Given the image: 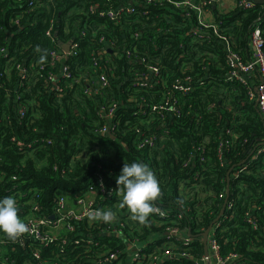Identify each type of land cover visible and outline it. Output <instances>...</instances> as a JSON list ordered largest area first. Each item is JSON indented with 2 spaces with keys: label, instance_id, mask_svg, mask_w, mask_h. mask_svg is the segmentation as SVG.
Here are the masks:
<instances>
[{
  "label": "trees",
  "instance_id": "1",
  "mask_svg": "<svg viewBox=\"0 0 264 264\" xmlns=\"http://www.w3.org/2000/svg\"><path fill=\"white\" fill-rule=\"evenodd\" d=\"M94 2L105 3L60 0L45 4L29 16L26 13L19 27L14 21L22 16L27 0H0V198L15 197L26 222L31 213L48 218L55 212L60 194L81 196L102 176L116 189L105 202L101 200V206L118 212L117 225L124 223L125 234L140 240L149 253L161 242L164 226L152 222L155 213L147 223L133 220L130 211L121 206L122 188L117 184L126 162L142 161L160 183L161 194L154 207L169 211L171 218L181 216L179 226L195 236L187 247L191 255L197 259L205 254L199 236L220 225L216 240L223 257L236 253L235 264H264V153L253 160L264 144V122L256 101L248 96L247 85L226 80L231 69L221 39L212 29L202 31L203 38H199L194 33L197 17L193 12L188 17L186 11L166 1L117 0L116 5L135 10L124 14L120 24L97 14L87 15ZM211 10L219 32L231 35L236 41L234 50L249 60L251 34L257 20L264 21V5L224 13ZM51 19L55 21V42L45 34ZM261 28L264 38V24ZM101 37L115 52L99 56L106 45ZM71 40L79 48L66 64L80 81L63 82L64 92L59 96L46 81L50 72L60 73L59 66L54 70L46 64L39 72L31 63L46 62L53 48ZM124 50L135 56L128 58ZM211 54L219 60L207 71L204 65ZM95 61L110 84L103 96L90 97L84 93L86 79L97 86L101 73L93 65ZM16 62L29 67L28 79L21 81ZM151 65L167 77L164 84L146 80ZM187 75L193 77V90L182 94L174 84ZM173 101L177 112L168 117L165 126L156 119L143 124L147 104ZM108 104L116 106L113 120L119 126L115 138L95 132L107 123L99 118L98 110ZM20 108L27 109L24 117L19 115ZM150 136L156 138L155 146L139 148ZM18 142L34 144L22 150ZM230 202L235 205L228 209ZM32 203L39 210H31ZM92 233L101 245L124 250L118 251V259L111 264H128L125 237L101 235L95 229ZM80 236L79 231L64 232L45 245L31 240L28 232L15 242L0 232V256L7 264H95L106 248L78 246L73 239ZM67 237L64 244L62 239ZM34 249L39 250L40 259L33 257ZM195 262L172 258L159 264Z\"/></svg>",
  "mask_w": 264,
  "mask_h": 264
},
{
  "label": "built area",
  "instance_id": "2",
  "mask_svg": "<svg viewBox=\"0 0 264 264\" xmlns=\"http://www.w3.org/2000/svg\"><path fill=\"white\" fill-rule=\"evenodd\" d=\"M17 1L21 3L23 2V0ZM56 1L60 0H27L26 9L22 12L21 17L15 19V25L19 27L22 26L21 20L25 17L26 13L29 16L35 9H41L45 6V4L47 5ZM119 1L122 2L123 0ZM147 1L148 3H152L155 0ZM157 1H166L173 4V6L176 8L186 11V15L188 17H190L191 12H193V14L197 17V28L194 29V33L198 34L199 38H203V36L200 34L202 31L212 29L214 34L221 39L226 51V64L231 69L227 74L226 80L228 82L239 81L247 85L248 96L251 100L256 101L258 110L264 122V38L261 28L264 24V21H262V18L258 19L254 24V29L250 38V59L245 61L242 55L234 50V43L236 41L232 38V36L219 32V25L215 22L214 15L212 14L211 10L216 0ZM104 2V5H101L100 2H94L91 4L87 15L97 14L102 18L113 21L115 24H120L124 14L133 13L135 11L134 8H126L124 4L116 5L115 2H117V0H104ZM238 3L239 5L236 9L244 11L251 9L256 5L253 0H238ZM26 20H29V18H26ZM85 33L86 32H83V35H85ZM45 34L53 42L57 40L55 37V21L53 19L49 21V26ZM133 37L137 39L139 35L134 34ZM100 42L105 43L106 45L99 51V56L103 57L109 53L115 52L114 48L108 44L104 37L100 38ZM78 48L79 44L76 41L71 40L69 42H64L62 47H55L51 50L46 62L42 60H35V62L31 63L32 66L38 67L39 72H42L46 64L51 65L54 70H56L59 66L58 70H60V73L56 74L54 72H50L46 80L47 82L53 84L52 89L59 96L63 95L64 92V87L62 85L63 82L80 81V79H76L72 76L69 66L66 64L70 56L77 54ZM2 51L4 53L6 52V49L3 48ZM124 51L128 58H133L135 56L130 50ZM212 58H214V61L210 60ZM210 59L204 65V69H207V71L210 69H208L209 65L219 60L215 54H211ZM140 61L143 62L141 58ZM205 61L206 59H204V62ZM106 63L109 62L106 61ZM93 65L98 66V62L95 61ZM182 66L184 67L185 64ZM98 67L101 71L97 83L98 85L94 86L91 84L89 79H86L88 86L84 90V93L90 97L103 96V91L106 90L110 84L108 76L106 73H103L104 70L102 66L99 65ZM15 68H17L20 73L21 81L30 77L31 74L29 73V67L22 65L21 62H16ZM149 71L150 75L146 77V80L151 82L154 81L157 84H164L166 82L167 77L161 76L160 70L157 66L151 65ZM247 76H249L251 80L248 79L247 81L245 79ZM140 80L142 79L140 78ZM192 81L193 77L191 75L185 76L184 81H181V79H176L174 88L179 90L182 94H188L193 90ZM209 83L212 84L213 81H209ZM176 112V101L162 104H147L146 110L143 111L145 119L143 124L150 123L151 120L156 119L158 122L163 123L162 126H165V122L167 121L168 117H172ZM26 113V108L19 109V115L21 117H24ZM115 114L116 106L114 104L101 105L98 110V116L100 119L107 121V123L97 128L95 132L101 135H110L111 137L114 136L115 138V132L118 130L119 126V124H116L113 120ZM33 115L36 116L37 114L33 113ZM139 131L140 129H138V132ZM229 133L230 132L228 131V134ZM234 136L236 135L234 134ZM155 142L156 138L154 136H150L139 143V148H144L145 146L153 147L155 146ZM228 143V141L225 142V144ZM33 144L34 143L31 142H18V145L22 146V150H25L26 148H32ZM255 153L256 154L253 156V160H258L260 155L264 153V144ZM245 169L247 168L245 167ZM239 173L240 171H237L235 176H238ZM115 189V186L108 185L106 180L102 176H99L98 180L95 183H92L87 189L86 193L81 196L60 194L55 212L48 218L38 217L34 213L29 214L27 217V222L30 225V230L28 231L29 238L33 241L50 245L55 240L59 239L64 232L72 234L73 232L79 231V235L81 234L83 236L75 237L73 239V242L76 245L83 246L87 249H89L91 246L106 248V250L97 255L95 258V264H111L118 259V251L123 253L124 250L116 248L117 251H115L111 248L101 245V241L98 240L95 234L92 233L93 229L97 230V232L101 235L106 233L108 236L125 237V242L128 243V249H125L129 260L128 264H159L162 259L172 258H191L192 260L196 261V264H235L239 259V255L236 253H230L225 257L221 255L220 246L216 240V230L220 225L216 226V230L214 227L210 228L208 235V254H206L205 251V254L202 257L196 259L190 254V251L187 248L193 242L195 236L190 230L188 231L187 229H182L179 226L177 219H180L181 216L178 215L176 218H171L169 211L162 210L159 207L156 208L157 211L155 212L157 218L153 219L152 222L158 226H164V235L161 239V242L156 246L155 250L148 253V248L146 245H142L140 240L132 239L125 234L124 223L117 225L118 223L116 222L118 221V212H115L116 219L110 223H104L101 220H93L90 218V212H93L97 209L103 211L111 209L109 207L105 208V205L101 206V204H104L101 203V200L105 202L108 196H111L114 193ZM234 205L235 204L233 202H230L228 204V209L233 208ZM123 208H125V211H128L127 207ZM31 210H39L38 204L32 203ZM250 222L254 224L253 221L250 220ZM199 237L203 242V238L201 236ZM62 240L63 243L66 244L68 237ZM32 255L34 258L40 259V252L38 249H34L32 251ZM0 264H7V260L0 256ZM45 264L48 263L45 262Z\"/></svg>",
  "mask_w": 264,
  "mask_h": 264
},
{
  "label": "clouds",
  "instance_id": "3",
  "mask_svg": "<svg viewBox=\"0 0 264 264\" xmlns=\"http://www.w3.org/2000/svg\"><path fill=\"white\" fill-rule=\"evenodd\" d=\"M117 184L122 188V207H127L132 219L140 223H147L151 214L157 210L154 202L161 194L160 183L150 169L142 161L125 163L117 176ZM18 202L13 196L0 198V232L7 239L15 242L30 230V225L20 216ZM93 220L110 223L116 219V213L95 210L89 213Z\"/></svg>",
  "mask_w": 264,
  "mask_h": 264
},
{
  "label": "crops",
  "instance_id": "4",
  "mask_svg": "<svg viewBox=\"0 0 264 264\" xmlns=\"http://www.w3.org/2000/svg\"><path fill=\"white\" fill-rule=\"evenodd\" d=\"M239 5L238 0H216L213 9H217L220 12H230L231 10H234L238 8L237 6ZM247 81L248 79L251 80L249 76L245 78Z\"/></svg>",
  "mask_w": 264,
  "mask_h": 264
},
{
  "label": "water",
  "instance_id": "5",
  "mask_svg": "<svg viewBox=\"0 0 264 264\" xmlns=\"http://www.w3.org/2000/svg\"><path fill=\"white\" fill-rule=\"evenodd\" d=\"M255 4H264V0H253ZM68 51V49H67ZM114 138V136H112ZM210 229H208L206 232H204L201 237L203 238V244L205 247L206 254H208V235H209Z\"/></svg>",
  "mask_w": 264,
  "mask_h": 264
}]
</instances>
